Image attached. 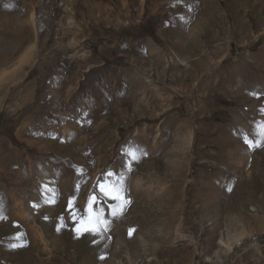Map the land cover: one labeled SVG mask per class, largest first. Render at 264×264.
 Wrapping results in <instances>:
<instances>
[{"label": "rangeland", "instance_id": "1", "mask_svg": "<svg viewBox=\"0 0 264 264\" xmlns=\"http://www.w3.org/2000/svg\"><path fill=\"white\" fill-rule=\"evenodd\" d=\"M0 264H264V0H0Z\"/></svg>", "mask_w": 264, "mask_h": 264}, {"label": "snow or ice", "instance_id": "2", "mask_svg": "<svg viewBox=\"0 0 264 264\" xmlns=\"http://www.w3.org/2000/svg\"><path fill=\"white\" fill-rule=\"evenodd\" d=\"M247 143H250V146H251V142L247 141ZM134 155V154H133ZM112 173L109 172L108 173V176H111ZM100 191H101V194L106 198V199H113V200H120L122 197H121V190L116 188L114 185H112L109 190H105V186L103 184L100 185ZM91 204V199H90V202ZM116 207H118V205H113L112 208L115 209ZM103 213V209L101 208L100 210V214ZM101 221L99 219V214H98V217H97V224H99ZM90 231H92L93 233H95V229H90Z\"/></svg>", "mask_w": 264, "mask_h": 264}, {"label": "bare ground", "instance_id": "3", "mask_svg": "<svg viewBox=\"0 0 264 264\" xmlns=\"http://www.w3.org/2000/svg\"><path fill=\"white\" fill-rule=\"evenodd\" d=\"M26 55V54H25Z\"/></svg>", "mask_w": 264, "mask_h": 264}]
</instances>
